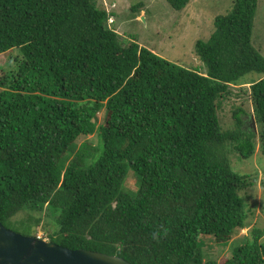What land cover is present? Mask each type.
I'll list each match as a JSON object with an SVG mask.
<instances>
[{"label":"trees","instance_id":"1","mask_svg":"<svg viewBox=\"0 0 264 264\" xmlns=\"http://www.w3.org/2000/svg\"><path fill=\"white\" fill-rule=\"evenodd\" d=\"M166 1L181 10L190 0ZM256 8L232 0L213 17L207 39L194 42L202 73L124 43L96 0H0V55H23L16 77L0 76V223L32 234L50 216L49 240L131 264H264L263 228L220 260L206 259L200 240L227 243L245 227L240 191L253 181L231 169L227 146L250 158L257 131L264 156ZM249 72L263 75L250 85L258 128L244 130L238 108L236 129L223 130L220 101ZM94 133L96 146L77 144ZM129 172L133 193L122 188ZM19 212L27 215L13 222Z\"/></svg>","mask_w":264,"mask_h":264},{"label":"rangeland","instance_id":"2","mask_svg":"<svg viewBox=\"0 0 264 264\" xmlns=\"http://www.w3.org/2000/svg\"><path fill=\"white\" fill-rule=\"evenodd\" d=\"M96 2L99 7L111 11L113 22L108 21V23L121 35L124 43L135 39L140 46L171 62L204 73L206 68L195 54L194 42L197 39H207L213 28V17L229 10L232 0H190L181 10L173 9L166 0H96ZM138 2H142L143 6L133 11L131 7ZM251 42L264 56V0H257ZM21 60L23 55L18 48L1 54L0 76L7 75L8 81L16 77ZM261 77L263 75L260 73L249 72L238 83L230 85V94L221 99L217 108L218 120L223 130L236 129L234 113H237L238 108L243 110L238 113L244 121L242 128L257 130L256 122L254 128L251 126L253 104L250 85ZM103 114V111L98 113L97 123L102 121ZM97 138L94 133L81 136L76 142L77 144L87 142L94 147L98 143ZM254 142V153L246 159L241 158L231 145L227 146L231 169L236 173L247 175L253 181L248 189L240 191L246 203L245 227L235 230L232 239L223 244L216 243L210 235H202L200 240L203 242L202 252L206 259L220 260L229 257L233 248L249 236L252 227L264 229V187L261 185L264 181V156L259 150L257 131ZM135 179L133 172H129L122 188L129 193L135 192L139 184V180L135 181ZM26 215L27 212H19L12 221ZM44 216L31 235L49 240L50 235L56 230V224L50 216ZM10 227L18 229L11 224ZM20 230L29 232L25 229ZM259 242L264 246V234Z\"/></svg>","mask_w":264,"mask_h":264},{"label":"water","instance_id":"3","mask_svg":"<svg viewBox=\"0 0 264 264\" xmlns=\"http://www.w3.org/2000/svg\"><path fill=\"white\" fill-rule=\"evenodd\" d=\"M251 126L255 119L251 115ZM0 264H131L123 257L23 234L0 223Z\"/></svg>","mask_w":264,"mask_h":264},{"label":"clouds","instance_id":"4","mask_svg":"<svg viewBox=\"0 0 264 264\" xmlns=\"http://www.w3.org/2000/svg\"><path fill=\"white\" fill-rule=\"evenodd\" d=\"M114 6H115V4L112 5V7H114ZM105 10H106L107 13H108V18H109V16L112 17V13L110 14L111 11H109L108 8H106ZM108 18H107V23H108V21H109ZM112 18H113V17H112ZM109 22H110V21H109ZM112 22H113V21H112ZM108 26H110L109 23H108Z\"/></svg>","mask_w":264,"mask_h":264},{"label":"built area","instance_id":"5","mask_svg":"<svg viewBox=\"0 0 264 264\" xmlns=\"http://www.w3.org/2000/svg\"><path fill=\"white\" fill-rule=\"evenodd\" d=\"M108 20H109L110 22H112V17H111V16H109Z\"/></svg>","mask_w":264,"mask_h":264}]
</instances>
